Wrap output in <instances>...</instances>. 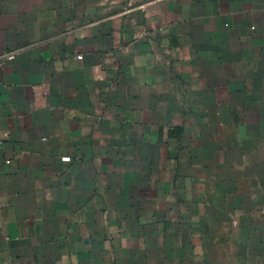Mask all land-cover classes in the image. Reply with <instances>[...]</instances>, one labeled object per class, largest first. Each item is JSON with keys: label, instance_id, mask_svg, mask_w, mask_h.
<instances>
[{"label": "crops", "instance_id": "0c3cea01", "mask_svg": "<svg viewBox=\"0 0 264 264\" xmlns=\"http://www.w3.org/2000/svg\"><path fill=\"white\" fill-rule=\"evenodd\" d=\"M0 128V264H264V0H0Z\"/></svg>", "mask_w": 264, "mask_h": 264}, {"label": "built area", "instance_id": "2783aa9c", "mask_svg": "<svg viewBox=\"0 0 264 264\" xmlns=\"http://www.w3.org/2000/svg\"><path fill=\"white\" fill-rule=\"evenodd\" d=\"M15 53V50H9V51H6L4 53H2L3 56H7V57H13ZM79 57L81 56V54H77ZM7 135V131L5 130H1L0 128V142L3 141L4 137Z\"/></svg>", "mask_w": 264, "mask_h": 264}]
</instances>
